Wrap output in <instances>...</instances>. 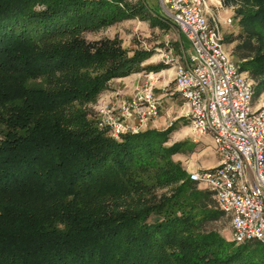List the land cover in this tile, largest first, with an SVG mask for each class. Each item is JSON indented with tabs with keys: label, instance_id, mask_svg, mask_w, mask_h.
Returning a JSON list of instances; mask_svg holds the SVG:
<instances>
[{
	"label": "trees",
	"instance_id": "obj_1",
	"mask_svg": "<svg viewBox=\"0 0 264 264\" xmlns=\"http://www.w3.org/2000/svg\"><path fill=\"white\" fill-rule=\"evenodd\" d=\"M237 1L234 61L253 103L264 91V0ZM147 8L0 0V264H264L263 242L207 228L227 216L173 158L191 141L166 145L178 121L120 139L97 125L91 106L110 80L169 63L83 34Z\"/></svg>",
	"mask_w": 264,
	"mask_h": 264
},
{
	"label": "built area",
	"instance_id": "obj_2",
	"mask_svg": "<svg viewBox=\"0 0 264 264\" xmlns=\"http://www.w3.org/2000/svg\"><path fill=\"white\" fill-rule=\"evenodd\" d=\"M157 2L189 44L184 62L166 52L162 56L171 64L175 91L190 117V133L195 138L210 133L219 155L215 165L192 170L189 178L214 192L229 218L232 240L264 243V103H252L253 80L224 47L220 24L229 26L232 19L220 18L219 11L228 12L231 6L225 7V0ZM164 72L145 74L132 96L119 103L99 95L97 125L114 139L147 128L159 113L155 89Z\"/></svg>",
	"mask_w": 264,
	"mask_h": 264
},
{
	"label": "rangeland",
	"instance_id": "obj_3",
	"mask_svg": "<svg viewBox=\"0 0 264 264\" xmlns=\"http://www.w3.org/2000/svg\"><path fill=\"white\" fill-rule=\"evenodd\" d=\"M136 1V0H132ZM146 2V0H145ZM147 9L152 11L151 13H156L157 18L165 25H152L150 23V12H147L145 17H135L130 19H125L120 22H117L113 25L100 28L96 31L84 32L85 38L89 40L98 39L103 36L113 37L118 36L122 40L124 47L128 49H140V48H149L152 51V55L147 59L143 64L149 63H159L163 62L165 59L162 56V52L172 55L174 58H178L180 62H184V55L186 54L185 46L178 45L179 41V32L176 26L165 17L164 13L161 11L160 6L157 0H149L147 3ZM224 6H231V9L228 12H223L221 9L219 11L220 18L231 17V24L225 25L220 24V31L223 36V43L225 49L229 52L230 56L237 60L234 54V48L239 39L237 38V32L239 31V26L234 20V15L236 12L239 3L237 0H225ZM212 11L215 15V18L218 17L217 9L212 6ZM217 15V16H216ZM210 22L212 19L210 18ZM184 47V48H183ZM170 63L167 64L164 68H169ZM162 68V69H164ZM141 74H147L149 72H156L155 70L142 69ZM171 82L172 79H171ZM170 86V85H169ZM168 86V87H169ZM117 89V88H116ZM113 86L109 87L107 90L113 91L116 90ZM106 91V90H105ZM170 90L168 92H172ZM158 90H156L157 94ZM107 95H110L109 92H105ZM158 96V95H157ZM173 98L164 99L161 96H158L160 99V108L157 118L163 120V124L159 125L157 128H165L174 121H178L177 130H175L169 138V141L166 142V145H170L175 141L187 140L191 141L189 145H186L185 148L179 153L175 154L173 158L182 163V165L187 169L189 173L193 169H201L207 165H211L213 162L218 159V153L215 149V143L213 136L210 133L200 135L198 137L192 136L189 130L190 117L187 116L186 108L178 109L175 108L179 105H182L181 96H178L177 92L173 93ZM109 98V96H108ZM181 98V99H180ZM97 100V99H96ZM166 101V102H165ZM264 103V91L254 94L253 104L257 105ZM95 104L92 103V109L95 111ZM177 105V106H174ZM182 109V111H180ZM159 121V120H158ZM208 229H215L224 235L227 239L232 240V234L230 229V221L227 217H222L217 221L210 222L207 224ZM237 245L244 242H235Z\"/></svg>",
	"mask_w": 264,
	"mask_h": 264
},
{
	"label": "crops",
	"instance_id": "obj_4",
	"mask_svg": "<svg viewBox=\"0 0 264 264\" xmlns=\"http://www.w3.org/2000/svg\"><path fill=\"white\" fill-rule=\"evenodd\" d=\"M147 3H149V0H146ZM179 41H178V45H181V46H185V51H186V54L184 55V59L188 53V50H189V44L188 42L186 41V39L181 36L179 34ZM184 48V47H183ZM164 75L161 79H159V81L157 82L156 84V89H155V93H156V90H158L157 94L158 96H161L163 97L164 99L166 98H173V93L176 92L175 91V88H174V84L173 82H171V68H164ZM144 75L145 74H141V72H134V73H131L127 76H124V77H120V78H114L112 80H110L108 82V85H107V88L104 89L99 95H103L105 97H108L113 100L115 103H119L121 100H124V99H129L135 88L139 85V83L141 82V80L144 78ZM167 84V87L165 90H162L161 86L162 85H165ZM170 85V86H169ZM113 86L116 90H113V91H110V90H107L109 87ZM169 86V87H168ZM109 92L110 95H107L105 92L106 91ZM170 90H173L172 92H168ZM98 95V96H99ZM179 96V94H178ZM181 99V98H180ZM182 101V105H174V106H177L175 108H186L185 104H184V100L181 99ZM166 102V101H165ZM182 109L180 111H182ZM159 120V121H158ZM163 120H160L158 118H156L155 120H152L148 123L147 127H155L157 128L159 125L161 126V124H163ZM218 159H219V155H218ZM218 159H216L215 162H213L211 165H207L206 167H210V166H213L215 165L217 162H218ZM204 167V168H206ZM197 169V168H196ZM194 170V169H193Z\"/></svg>",
	"mask_w": 264,
	"mask_h": 264
}]
</instances>
